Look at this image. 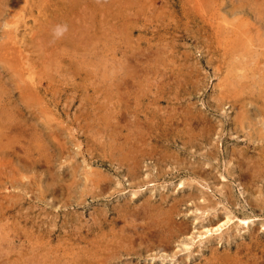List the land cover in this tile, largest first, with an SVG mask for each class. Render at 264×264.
I'll list each match as a JSON object with an SVG mask.
<instances>
[{"label": "rangeland", "instance_id": "rangeland-1", "mask_svg": "<svg viewBox=\"0 0 264 264\" xmlns=\"http://www.w3.org/2000/svg\"><path fill=\"white\" fill-rule=\"evenodd\" d=\"M23 1L0 0V264H264V0Z\"/></svg>", "mask_w": 264, "mask_h": 264}, {"label": "bare ground", "instance_id": "bare-ground-1", "mask_svg": "<svg viewBox=\"0 0 264 264\" xmlns=\"http://www.w3.org/2000/svg\"><path fill=\"white\" fill-rule=\"evenodd\" d=\"M24 1H25V0H24ZM24 1L22 2L23 4H24ZM89 1H90V0H89ZM15 2H16V1H15ZM71 4H72V3H71ZM95 4H96V3H95ZM99 4H100V3H99ZM64 7H65V5H64ZM32 8H33V7H32ZM29 9H30V8H29ZM37 9H38V8H37ZM67 9H69V8H67ZM35 11H36V9H35ZM88 11H89V10H88ZM263 13H264V11H263ZM14 14H15V13H14ZM14 14H13V15H14ZM35 14H36V13H35ZM19 15H20V14H19ZM31 15H32V14H31ZM20 16H21V15H20ZM17 17H18V16H17ZM34 17H35V15H34ZM58 17H59V16H58ZM103 17H104V16H103ZM14 19H16V17H15ZM20 19H21V17H20ZM17 20H18V19H17ZM33 20H34V19H33ZM33 20H31V24L33 23ZM44 21H45V20H44ZM74 21H75V20H74ZM81 21H82V20H81ZM78 22H79V21H78ZM99 22H100V21H99ZM86 23H87V22H86ZM101 23H102V22H101ZM23 26H24V24H23ZM64 26H65V25H64ZM93 26H94V23H93ZM103 26H104V25H103ZM35 27H36V26H35ZM54 27H55V26H54ZM36 28H37V27H36ZM96 28H97V27H96ZM32 29H33V27H32ZM14 30H15V29H14ZM24 31L26 32V29H25ZM28 31H29V30H28ZM241 32H242V31H241ZM59 33H60V32H59ZM59 33H58V34H59ZM14 34H15V33H14ZM50 34H51V33H50ZM82 34H83V33H82ZM105 34H106V33H105ZM109 34H110V33H109ZM51 35H52V34H51ZM101 35H102V34H101ZM53 36H54V35H53ZM82 36H83V35H82ZM31 37H32V36H31ZM80 37H81V36H80ZM104 37H106V36H104ZM56 38H58V37L56 36ZM58 39H59V38H58ZM58 39H57V40H58ZM97 39H98V38H97ZM97 39H96V42L99 41V40H97ZM101 39H102V38H101ZM38 40H39V39H38ZM82 40H83V39H82ZM236 40H237V39H236ZM83 41H84V40H83ZM92 41H93V39H92ZM108 41H109V40H108ZM110 41H111V40H110ZM110 41H109V42H110ZM104 42H105V41H104ZM30 43H31V42H30ZM90 43H91V42H90ZM100 43H101V42H100ZM110 43H111V42H110ZM95 44H96V43H95ZM97 44H98V43H97ZM108 44H109V43H108ZM232 45H233V44H232ZM81 46H83V45H81ZM93 46L95 47V45H93ZM97 46H98V45H97ZM97 46H96V47H97ZM100 46H101V44H100ZM62 47H64V46H61V48H62ZM87 47H88V46H87ZM64 48H65V47H64ZM64 48H63V49H64ZM66 48H67V47H66ZM88 48H89V47H88ZM233 48H234V47H233ZM233 48H232V49H233ZM235 48H236V47H235ZM18 49H19V48H18ZM93 49H96V48H93ZM236 49H237V48H236ZM65 50H66V49H65ZM113 50H114V49H113ZM20 51H21V49H20ZM95 52H96V51H95ZM108 52H109V51H108ZM233 53H234V52H233ZM25 54H26V53H25ZM25 54H24V56H25ZM18 55H19V54H18ZM19 58H20V57H19ZM21 59H22V58H21ZM32 59H33V58H32ZM22 60H23V59H22ZM22 60H21V61H22ZM97 60H98V59H97ZM95 62H96V61H95ZM98 62H99V61H98ZM102 62H103V61H102ZM27 63H28V62H27ZM91 64H93V63H91ZM91 64H90V65H91ZM96 64H97V63H96ZM99 64H100V62H99ZM24 66H25V64H24ZM91 66H92V65H91ZM28 67H30V66H28ZM93 67H95V66H93ZM90 68H91V67H90ZM29 69H30V68H29ZM89 71H90V70H89ZM84 72H86V71H84ZM87 73H88V72H87ZM29 74H30V72H29ZM32 74H33V73H32ZM80 75H81V74H80ZM83 76H84V75H83ZM31 77H32V76H30V78H31ZM80 77H81V76H80ZM85 77H86V76H85ZM243 77H245V76H243ZM87 78H88V76H87ZM87 78H86V79H87ZM22 79H23V78H22ZM25 79H26V78H25ZM29 80H30V79H29ZM39 80H40V79H39ZM84 80H85V79H84ZM29 82H30V81H29ZM116 82H117V81H116ZM34 84H36V83H34ZM84 84H85V83H84ZM22 88H23V87H22ZM27 92H29V91H27ZM235 92H237V91H235ZM261 92H262V91H261ZM29 93H30V92H29ZM31 93H32V92H31ZM24 95H25V94H24ZM32 95H34V94H32ZM28 97H31V95H29ZM32 97H33V96H32ZM261 97H262V96H261ZM34 98H35V97H34ZM115 98H116V96H115ZM254 103H256V102H254ZM261 103H263V102H261ZM231 104H232V103H231ZM256 104H257V103H256ZM116 105H117V104H116ZM257 105H258V104H257ZM113 106H114V105H113ZM233 106H234V104H233ZM115 108H117V107H115ZM112 109H113V108H112ZM239 109H240V108H239ZM263 109H264V108H263ZM106 110H107V109H106ZM116 110H117V109H116ZM246 112H247V111H246ZM239 114H240V113H239ZM247 114H248V113H247ZM259 114H260V113H259ZM113 115H114V114H113ZM262 115H263V114H262ZM262 115H260V116L262 117ZM243 116L245 117L244 114H243ZM4 117H5V115H4ZM7 117L9 118L8 114H7ZM259 120H260V118H259ZM10 121H11V120H10ZM3 122H7V121H3ZM253 123H255V122H253ZM6 124H7V123H6ZM241 124H242V123H241ZM250 125H251V124H250ZM252 125H253V124H252ZM263 130H264V128H263ZM10 132H11V131H10ZM246 132H247V131H246ZM248 134H249V133H248ZM249 135H250V134H249ZM254 138H255V137H254ZM248 142H249V141H248ZM256 142H257V141H256ZM261 144H262V143H261ZM255 146H256V145H255ZM251 147H252V146H251ZM247 148H248V147H247ZM112 149H113V148H112ZM139 149H140V148H139ZM136 150H137V148H136ZM258 150H259V149H258ZM262 150H263V149H262ZM254 151H255V150H254ZM102 152H103V151H102ZM112 152H113V151H112ZM255 152H256V151H255ZM103 153H104V152H103ZM105 153H106V152H105ZM122 153H123V152H121L120 154H122ZM137 153H139V152H137ZM137 153H135V154H137ZM144 153H145V152H144ZM248 153H249V152H248ZM252 153H253V151H252ZM261 153H262V151H261ZM108 154H109V152H108ZM108 154H105V156L108 155ZM254 154H255V153H254ZM12 155H13V154H12ZM16 155H17V154H16ZM16 155H15V156H16ZM132 155H133V154H132ZM138 155H139V154H138ZM96 156H98V155H96ZM96 156H95V157H96ZM123 156H125V153H124ZM123 156H122V157H123ZM262 156H263V155H262ZM139 157L141 158L140 155L138 156V158H139ZM93 158H94V157H93ZM99 158H100V156H99ZM117 158H118V157H117ZM127 158H128V157H127ZM263 158H264V157H263ZM125 159H126V157H125ZM134 159H135V158H134ZM123 160H124V159H123ZM138 160H139V159H138ZM117 162H118V161H117ZM119 162H120V161H119ZM134 162H135V161H134ZM138 162H139V161H138ZM124 163H125V162H124ZM129 163H131V162H129ZM129 163H128V165H129ZM122 164H123V163H122ZM1 166H2V165H1ZM137 166H138V163H137ZM137 166H135V167H137ZM256 168H257V167H256ZM134 169H136V168H134ZM3 170H4V169H3ZM133 171H134V170H133ZM131 173H132V172H131ZM87 174H88V173H87ZM90 174H92V173H90ZM4 175H5V174H4ZM96 175H97V174H96ZM88 176H92V177H93V175H88ZM132 176H133V175H132ZM132 176H131V177H132ZM135 176H136V175H135ZM13 177H14V176H13ZM10 178H11V177H10ZM94 178H95V177H94ZM22 179H23V177H22ZM25 179H26V178H24V180H25ZM97 179H98V178H97ZM87 180H88V179H87ZM95 181H96V180H95ZM95 181H94V182H95ZM97 183H98V182H97ZM14 184H16V182H14ZM94 185H95V184H94ZM96 185H97V184H96ZM10 186H11V185H10ZM5 187H6V186H5ZM3 200H4V199H3ZM143 200H144V199H143ZM161 200H162V199H161ZM8 201H9V200H8ZM149 201H150V200H149ZM154 201H155V200H154ZM159 201H160V200H159ZM175 201H176V200H175ZM1 202H2V201H1ZM16 202H17V201H16ZM157 202H158V201H157ZM172 202H173V201H172ZM8 203H9V202H8ZM176 203H177V202H176ZM178 203H179V202H178ZM1 204H2V203H1ZM162 204H163V203H162ZM154 205H155V204H154ZM158 205H160V204H158ZM174 205H175V204H174ZM150 206H151V205H150ZM156 206H157V205H156ZM156 206H155V207H156ZM160 206H161V205H160ZM146 207H148V206H146ZM175 207H176V206H175ZM135 208H136V207H135ZM6 209H7V208H6ZM10 209H11V207H10ZM149 209H150V208H149ZM161 209H162V208H161ZM167 209H168V208H167ZM126 210H127V209H126ZM136 210H137V209H136ZM155 210H156V209H155ZM157 210H158V209H157ZM162 210H164V209H162ZM117 211H118V210H117ZM158 211H159V210H158ZM120 212H121V211H120ZM151 212H152V211H151ZM169 212H170V211H169ZM118 213H119V212H118ZM131 213H132V211H131ZM158 213H159V212H158ZM161 213H162V212H161ZM132 214H133V213H132ZM171 214H172V213H171ZM144 215H145V214H144ZM156 215H157V214H156ZM0 216H1V215H0ZM116 216H118V215H116ZM153 216H154V215H153ZM131 217H132V216H131ZM135 217H136V216H135ZM143 217H144V216H143ZM120 218H121V217H120ZM137 218H138V217H137ZM160 220H161V219H160ZM102 222H103V221H102ZM156 222H157V221H156ZM94 225H95V224H94ZM101 226H102V225H101ZM94 227H95V226H94ZM110 227H111V226H110ZM143 228H144V227H143ZM248 228H250V227H248ZM12 230H13V229H12ZM12 230H10V231H12ZM112 230H113V229H112ZM99 231H100V230H99ZM120 231H121V230H120ZM91 232H92V231H91ZM111 232H113V231H111ZM131 232H132V230H131ZM11 233H12V232H11ZM94 233H95V231H94ZM94 233H93V234H94ZM124 233H125V232H124ZM9 234H10V233H9ZM15 234H16V233H15ZM127 234H128V233H127ZM255 234H256V233H255ZM96 235H97V234H96ZM109 235H110V234H109ZM117 235H118V234H117ZM120 235H121V234H120ZM120 235H118V236H120ZM125 235H126V233H125ZM258 235H259V234H258ZM8 236H9V235H8ZM11 236H12V235H11ZM100 236H101V235H100ZM103 236H104V235H103ZM105 237H106V235H105ZM123 237H124V235H123ZM254 237H255V236H254ZM103 238H104V237H103ZM109 238H111V237H109ZM12 239H13V238H12ZM114 239H115V238H114ZM123 239H124V238H123ZM126 239H127V237H126ZM99 240H100V239H99ZM103 240H104V239H103ZM101 241H102V240H101ZM106 241H107V240H106ZM260 241H261V240H260ZM107 242H108V241H107ZM115 242H116V241H115ZM241 242H242V241H241ZM98 243H99V242H98ZM11 244H12V243H11ZM105 244H106V243H103V245H105ZM110 244H111V243H110ZM113 244H114V243H113ZM100 245H101V244H100ZM106 245H107V244H106ZM106 245H105V246H106ZM111 245H112V244H111ZM14 246H15V245H14ZM98 246H99V245H98ZM98 246H97V247H98ZM112 246H113V245H112ZM247 246H248V245H247ZM247 246H246V247H247ZM12 247H13V246H12ZM12 247H11V249L13 250ZM100 247H101V246H100ZM102 247H103V246H102ZM115 247H116V246H115ZM244 247H245V246H244ZM244 247H243V248H244ZM5 248H6V247H5ZM18 248H19V247H18ZM255 248H256V247H255ZM255 248H254V249H255ZM259 248H260V247H259ZM8 249H9V248H8ZM8 249H7V251H8ZM32 249H33V248H32ZM240 249H241V248H240ZM244 249H245V248H244ZM244 249H243V250H244ZM0 250H1V249H0ZM14 250H15V248H14ZM36 250H37V248H36ZM43 250H45V249H43ZM87 250H88V249H87ZM91 250H93V249L91 248ZM100 250H101V249H100ZM1 251H2V250H1ZM4 251H5V250H4ZM88 251H89V250H88ZM245 251H246V249H245ZM245 251H243V252H245ZM12 252H14V251H12ZM47 252H48V251H47ZM84 252H85V251H84ZM84 252H83V253H84ZM94 252H95V251H94ZM94 252H93V253H94ZM246 252H247V251H246ZM258 252H259V251H258ZM9 253H10V252H9ZM30 253H31V252H30ZM42 253H43V252H42ZM83 253H82V254H83ZM96 253H97V251H96ZM28 254H29V253H28ZM87 254H88V253H87ZM89 254H90V253H89ZM89 254H88V255H89ZM99 254L101 255L102 253L100 252ZM235 254H236V253H235ZM4 255H5V254H4ZM7 255H8V254H7ZM7 255H6V256H7ZM33 255H34V254H33ZM47 255H48V254H47ZM84 255H85V254H84ZM97 255H98V254H97ZM236 255H237V254H236ZM248 255H249V254H248ZM16 256H17V255H16ZM38 256H39V254H38ZM0 257H1V256H0ZM59 257H60V256H59ZM65 257H66V256H65ZM85 257H86V256H85ZM235 257H236V256H235ZM239 257H240V256H239ZM249 257H250V256H249ZM42 258H44V257H42ZM42 258H41V259H42ZM62 258H64V256H63ZM80 258H81V257H80ZM18 259H19V258H18ZM32 259H33V258H32ZM52 259H53V258H52ZM60 259H61V258H60ZM219 259H220V258H219ZM244 259H245V258H244ZM251 259H252V258H251ZM9 260H11V259H9ZM16 260H17V259H16ZM36 260H37V258H36ZM84 260H85V259L82 258V261H84ZM253 260H255V258H254ZM40 261H41V260H40ZM40 261H39V262H40ZM44 261H45V260H43V264H44ZM49 261H50V260H49ZM59 261H60V260H59ZM80 261H81V259H80ZM239 261H240V260H239ZM243 261H244V260H243ZM243 261H241V262H243ZM247 261H248V260H247ZM5 262H6V261H5ZM33 262H34V261H33ZM50 262H51V261H50ZM54 262H55V261H54ZM60 262H61V261H60ZM64 262H65V261H64ZM67 262H68V261H67ZM67 262H66V263H67ZM73 262H74V261H73ZM237 262H238V261H237ZM51 263H52V262H51ZM61 263H63V262H61ZM79 263H80V262H79ZM7 264H8V263H7ZM48 264H49V263H48ZM54 264H55V263H54ZM75 264H76V263H75Z\"/></svg>", "mask_w": 264, "mask_h": 264}]
</instances>
